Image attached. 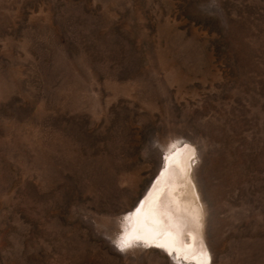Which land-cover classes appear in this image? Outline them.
Returning <instances> with one entry per match:
<instances>
[{"label":"rangeland","instance_id":"374dc122","mask_svg":"<svg viewBox=\"0 0 264 264\" xmlns=\"http://www.w3.org/2000/svg\"><path fill=\"white\" fill-rule=\"evenodd\" d=\"M170 146L264 264V0H0V264H181L122 235Z\"/></svg>","mask_w":264,"mask_h":264},{"label":"bare ground","instance_id":"6f19581e","mask_svg":"<svg viewBox=\"0 0 264 264\" xmlns=\"http://www.w3.org/2000/svg\"><path fill=\"white\" fill-rule=\"evenodd\" d=\"M186 157V148L170 146L166 150L151 188L124 215L122 235L147 245V249L171 255L181 264H208L210 254L202 238V207L187 181Z\"/></svg>","mask_w":264,"mask_h":264}]
</instances>
